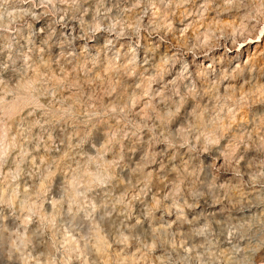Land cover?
Masks as SVG:
<instances>
[{"label":"rangeland","instance_id":"obj_1","mask_svg":"<svg viewBox=\"0 0 264 264\" xmlns=\"http://www.w3.org/2000/svg\"><path fill=\"white\" fill-rule=\"evenodd\" d=\"M0 264H264V0H0Z\"/></svg>","mask_w":264,"mask_h":264},{"label":"bare ground","instance_id":"obj_2","mask_svg":"<svg viewBox=\"0 0 264 264\" xmlns=\"http://www.w3.org/2000/svg\"><path fill=\"white\" fill-rule=\"evenodd\" d=\"M67 23V22H66ZM74 29V28H73ZM76 31V30H75ZM73 34V33H72ZM72 36V35H71ZM76 37V36H75ZM92 37V36H91ZM90 40H92V39H90ZM94 41V40H93ZM232 43V42H231ZM234 43V42H233ZM211 51V50H210ZM209 53V52H208ZM201 56V55H200ZM214 214V213H213Z\"/></svg>","mask_w":264,"mask_h":264}]
</instances>
